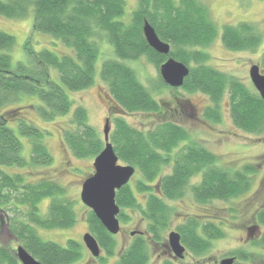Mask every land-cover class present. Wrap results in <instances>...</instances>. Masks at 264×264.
<instances>
[{
  "label": "trees",
  "instance_id": "1",
  "mask_svg": "<svg viewBox=\"0 0 264 264\" xmlns=\"http://www.w3.org/2000/svg\"><path fill=\"white\" fill-rule=\"evenodd\" d=\"M125 8V0H0L1 17L22 19L33 12V31L51 36L72 52L58 55L42 49L35 54V59L45 70L20 62L12 68L8 51L15 38L0 30V211H18L24 215L25 221L11 218L9 229L23 247L44 264L74 262L80 257V245L72 239L67 240L65 246L43 240L34 226L67 229L75 223V212L72 202L65 199L64 189L56 182L49 179L26 182L21 173L3 170L49 165L53 161L44 142L46 131L20 119L15 109L4 111L3 108L19 100L21 94H27L39 99V105H31L44 121L64 116L72 109V130L64 132L66 147L76 158L96 156L103 148V139L88 123L85 107L75 105L69 94L93 84L101 42L111 45L113 51V57L104 59L99 69V77L107 87L110 108L126 113L161 111L159 103L128 64L144 56L159 69L166 59L148 46L142 30L146 20L158 37L170 45L169 56L186 65L190 61L198 65L190 69L182 88L209 97L215 107H208L204 118L218 120L217 103L227 91L232 123L251 133L264 130V101L259 93L207 65L206 52L192 51L196 46L204 48L219 33L204 4L198 0H138L127 22L122 19ZM220 39L225 49L242 51L257 47L260 36L249 23L241 22L223 25ZM46 68H54L59 81L53 80ZM156 87L159 90L166 87L160 75ZM16 121L18 134L30 145L29 159L22 155L23 143L7 125ZM114 124L109 134L114 152L119 161L136 168L141 178L136 188L147 196L145 205L141 206L127 185L117 190L115 201L120 208L119 218L124 219L122 209L136 208L146 220L164 227L163 222L172 213L166 200L181 199L189 192L196 203L207 204L213 200H229L250 187L252 167L230 171L220 168L218 157L205 147L188 143L178 148V143L185 140L188 133L175 122L162 121L145 132L130 126L121 117L115 118ZM170 160V172L162 175L160 167L162 169ZM196 176L200 181L189 184ZM154 181L156 187L151 186ZM46 197L49 199L47 211L40 214L38 203ZM258 222L263 226L258 245L264 246V210L259 212ZM4 223V215L0 213V231ZM88 224L99 246L111 255L115 241L91 210ZM149 225L154 231L155 226ZM182 231L184 243L196 256L209 249L211 240L223 236L211 223L199 226L194 217L187 219ZM136 247L129 249L127 264L145 263V253ZM239 258L247 260L246 256L239 255ZM0 264H16L15 250L7 244L0 243Z\"/></svg>",
  "mask_w": 264,
  "mask_h": 264
},
{
  "label": "rangeland",
  "instance_id": "2",
  "mask_svg": "<svg viewBox=\"0 0 264 264\" xmlns=\"http://www.w3.org/2000/svg\"><path fill=\"white\" fill-rule=\"evenodd\" d=\"M137 1L125 0L126 8L123 21H129L131 13L137 7ZM198 1L207 7L209 16L219 33L207 46L204 48L196 46L192 51L202 50L206 52L208 54L207 65L235 77L247 88L257 92L250 80L249 68L253 64H258L260 72L264 73V0ZM32 22L33 12L22 19H6L0 16V30L15 38L14 45L8 51L11 56L12 68L20 62L32 66L36 70H45L36 63L35 59V54L42 49L52 50L58 55L72 54L70 48L63 46L51 36L33 31ZM241 22L249 23L260 36L258 46L248 50L229 51L225 49L220 39L222 26L237 25ZM28 41L29 43L26 44ZM100 51L101 55L96 61V76L93 84L86 89L71 92L69 96L75 105L85 107L88 113V123L97 131L101 139H103L102 131L106 118L110 121V131L115 126L114 119L118 117L123 118L130 126L143 132L151 129L159 122L172 121L188 133L186 139L178 143V148L188 143L205 147L218 157L217 165L220 168L226 167L230 171L252 167L249 172V189L229 200H213L207 204H198L192 199L189 192L181 199L166 200L172 212L168 217L170 221L166 229L174 226L179 217L186 216L187 218L194 217L197 220H203L206 224L211 223L223 234L222 237L212 240L209 249L202 254L197 256L194 254L186 255L182 264H219L221 259L233 257L231 255L237 256L234 263L264 264V246L258 245L263 230V226L258 222V214L264 210V130L251 133L237 128L232 123L227 91L217 103L218 120L204 118L205 110L208 107H215L209 97L199 91L188 92L182 88L183 85L170 87L165 84L166 87L159 90L156 87L158 69L144 56L128 64L135 70L138 79L150 92L152 98L159 103L161 111L163 110L162 115L161 111L156 113L145 111L126 113L112 109L109 107L110 99L107 95L106 84L99 77V69L104 59L113 57V51L111 45L104 41L100 44ZM164 56L167 58L166 55ZM187 66L190 72L191 68H196L198 65L190 61ZM46 70L53 80L59 81L58 72L54 68H46ZM31 104L39 105L40 101L35 95L21 94L19 100L8 104L3 110L15 109L20 119H24L46 131L47 135L44 142L52 154L53 161L49 165L27 168L5 167L3 170L9 173H21L26 182L34 183L41 179H49L59 184L65 191V199L72 202L76 217L75 223L67 229H45L32 226L43 240L65 246L67 240L72 239L79 243L80 248H84L82 234L85 231L90 232L88 224L90 209L81 202L80 190L83 181L94 171L92 163L95 156L76 158L71 155L64 143V132L72 130L70 124L72 109L64 116H56L51 121H44L38 116ZM196 113L203 119L202 121L193 118ZM7 125L15 131L23 143L22 155L29 159L30 145L23 136L18 134L17 121ZM118 163L125 165L119 160ZM171 163L172 160L162 169L160 167L162 175L170 172ZM199 179L200 177L196 176L190 180L189 184L197 183ZM140 180L139 172L135 168V172L127 185L137 199L136 201L143 204L146 193L138 191L136 188ZM139 186H141L140 183ZM48 202L47 197L40 200L38 203L40 214L47 211ZM22 210L26 212V209L22 208ZM121 212L124 213V219L119 218L120 215L118 214L121 235L113 238L117 245L115 246L116 250L120 247L122 240L124 241L127 231L143 230L147 225L138 209L124 208ZM0 213H3L5 219L4 227L0 233V243L7 244L16 250V247L22 243L12 234L9 225L13 221L11 218L25 221L24 215L18 211H0ZM168 230L163 232L164 237L169 233ZM160 250V243L150 244L148 247V252L153 253V255L159 253ZM238 254L246 256L247 260H241ZM15 258L16 264H21L16 255ZM85 258L86 256H84ZM74 264H81V262ZM107 264H115L114 258L108 259Z\"/></svg>",
  "mask_w": 264,
  "mask_h": 264
},
{
  "label": "water",
  "instance_id": "3",
  "mask_svg": "<svg viewBox=\"0 0 264 264\" xmlns=\"http://www.w3.org/2000/svg\"><path fill=\"white\" fill-rule=\"evenodd\" d=\"M142 30L148 46L156 53L167 56L158 69L162 81L170 87L182 86L189 74L188 66L169 56L170 45L158 37L154 28L146 20L143 22ZM249 77L264 101V73L260 72L258 64L250 66ZM102 132L104 145L94 157L93 173L81 185L80 200L94 213L110 234H116L120 229L118 220L120 208L116 204L115 194L128 183L135 172V167L118 163V157L109 141L110 121L108 118L105 119ZM169 239L175 254L182 257L184 248L179 243L178 234L171 232ZM82 240L93 256L99 255L98 243L90 232L85 233ZM15 255L21 264H44L35 259L22 245L16 247ZM234 260V257H226L221 259L219 264H233Z\"/></svg>",
  "mask_w": 264,
  "mask_h": 264
},
{
  "label": "flooded vegetation",
  "instance_id": "4",
  "mask_svg": "<svg viewBox=\"0 0 264 264\" xmlns=\"http://www.w3.org/2000/svg\"><path fill=\"white\" fill-rule=\"evenodd\" d=\"M193 118H195L197 121H202L203 120L202 118H200L197 115V113L193 115ZM199 181H200V179H199ZM128 183H129V181H128ZM151 186H155L156 187V181L153 182V185H151ZM146 197L147 196H145V198H144V203L143 204L138 202V201H137V203L140 204L141 206H144L145 202H146V199H147ZM128 209H132V208H128ZM140 215H141V212H140ZM169 215H171V213H169ZM142 219L144 221L146 220L143 216H142ZM187 219L188 218L186 216L179 217V219L176 221L175 225L168 228L169 230L166 229V228L169 225L170 219H167L165 222H163V224L166 223L164 225V227H159L156 223L151 222L149 220H146L145 221V222H147L146 228H144L143 230H129V231H127L125 233L124 241L122 240V243L120 244V247L117 250L114 247L113 253L111 255H107L106 251L102 247H100L99 244H98L99 249H100L99 255L98 256H93L91 254V252L87 249L85 244L83 243L84 248L83 247L80 248V253H79L80 257L77 260H75L73 262V264L76 263V262H81V264H107V261L110 258H114L115 264H118V263L127 264L128 260H129L128 251H129V249L134 248L135 246H137L135 248L136 250H141V251H143L145 253L146 261H145L144 264H152V262H153V264H165L167 262L170 263V264H182V262H183L184 258L186 257V255H192V252L188 250V247L186 246V244L183 241L184 240L183 239L184 234H183L182 229L186 225ZM197 223L199 224V226H203V225L206 224V223H204L203 220H197ZM149 224H152L153 226H155L154 231H151V229L149 227L150 226ZM119 226H120V229H119V231L116 234H110L113 238L114 237H118V236L121 235L120 222H119ZM166 230H168L169 233L167 234L166 237H164L163 236V232L166 231ZM87 232H89V231H85L82 234V237ZM171 232H175L179 236V243L184 248V252H183V256L182 257H178L175 254V252L173 251V248L171 246L170 239H169V236H170ZM0 233H1V231H0ZM123 238H124V236H123ZM121 239H122V236H121ZM154 243L155 244L156 243H160L161 250H160L159 253H155L153 255V253H151V252L149 253L148 252V247H149L150 244L153 245ZM115 246H117V245L115 244ZM84 256H86L85 259H84ZM231 256L235 257V261H236L237 256H235V255H231ZM69 264H72V262L69 263Z\"/></svg>",
  "mask_w": 264,
  "mask_h": 264
}]
</instances>
